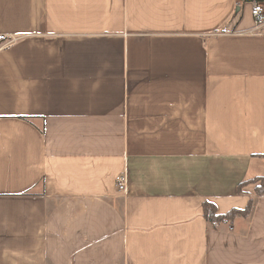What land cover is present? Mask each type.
I'll return each instance as SVG.
<instances>
[{"label":"crops","instance_id":"0c3cea01","mask_svg":"<svg viewBox=\"0 0 264 264\" xmlns=\"http://www.w3.org/2000/svg\"><path fill=\"white\" fill-rule=\"evenodd\" d=\"M252 26L245 0H0V264H264Z\"/></svg>","mask_w":264,"mask_h":264},{"label":"trees","instance_id":"16d2710c","mask_svg":"<svg viewBox=\"0 0 264 264\" xmlns=\"http://www.w3.org/2000/svg\"><path fill=\"white\" fill-rule=\"evenodd\" d=\"M247 2L252 0H245ZM259 2H263V0H257ZM248 185L254 186V193L257 196L264 195V178L262 177H254L251 178L238 186V192L242 193L244 187ZM253 207V201L250 199L247 206L240 210V209H231L228 213L220 215L216 212L215 206L212 203L205 202L202 205V214L204 219L212 225H219L222 223L230 224L233 220L237 217H247L250 215Z\"/></svg>","mask_w":264,"mask_h":264},{"label":"built area","instance_id":"2783aa9c","mask_svg":"<svg viewBox=\"0 0 264 264\" xmlns=\"http://www.w3.org/2000/svg\"><path fill=\"white\" fill-rule=\"evenodd\" d=\"M250 4V15L253 21L252 28L248 31L250 35H264V7L263 3L257 0L249 1ZM19 37L16 35H10L0 32V52L11 47L17 43ZM116 186L119 191L125 189L124 179L122 176H117L115 179Z\"/></svg>","mask_w":264,"mask_h":264},{"label":"rangeland","instance_id":"374dc122","mask_svg":"<svg viewBox=\"0 0 264 264\" xmlns=\"http://www.w3.org/2000/svg\"><path fill=\"white\" fill-rule=\"evenodd\" d=\"M249 187L253 189V186L252 185H248L246 188H249Z\"/></svg>","mask_w":264,"mask_h":264}]
</instances>
